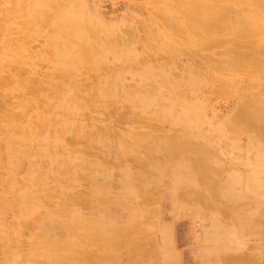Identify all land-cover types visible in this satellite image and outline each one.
<instances>
[{
	"label": "rangeland",
	"instance_id": "obj_1",
	"mask_svg": "<svg viewBox=\"0 0 264 264\" xmlns=\"http://www.w3.org/2000/svg\"><path fill=\"white\" fill-rule=\"evenodd\" d=\"M0 93V264H264V0H0Z\"/></svg>",
	"mask_w": 264,
	"mask_h": 264
},
{
	"label": "crops",
	"instance_id": "obj_2",
	"mask_svg": "<svg viewBox=\"0 0 264 264\" xmlns=\"http://www.w3.org/2000/svg\"><path fill=\"white\" fill-rule=\"evenodd\" d=\"M186 176V175H185ZM189 180L187 179V177H186V179H185V183L186 182H188ZM172 182H177L176 180H172ZM169 185H170V183H169ZM161 186V188L163 189V187H165L166 185H164V184H161L160 185ZM182 194V193H181ZM181 194H177V196H179L180 197V195ZM161 200V204H162V207L164 208V209H170V207H169V205H170V202L172 201V199H170L169 198V196H167L165 199L164 198H162V199H160ZM177 200V199H176ZM209 207H211L212 208V206H209ZM219 208V207H218ZM163 217H167V216H164V215H162ZM163 217H161V214H159V220L161 221V219L163 218ZM160 229H161V226H158V227H156V229H155V231L154 232H152V239H153V247H154V259H155V263L156 264H166V262H165V259L168 257V256H166L167 254H166V251H165V246H164V244H163V238H162V235L160 234ZM203 229V228H202ZM206 233V232H205ZM207 234V233H206ZM182 236H184L182 239H181V237ZM198 238V240H199V237L197 236H191V237H189V235H188V233H183V232H179V238H178V240H179V242L177 241V238H175V240H176V242H178L179 243V245H181L182 246V249H181V251H180V257H181V263H179V264H203V261L205 260V261H207L208 259V255H206V257L207 258H205V259H201V261L199 262V261H197L196 259L194 260L193 259V257H192V252H193V249L195 248L196 249V245L198 244L197 242H195L194 243V241L196 240ZM157 239H160L161 240V244H162V248H160V246L158 245V243H157ZM163 239V240H162ZM180 239H181V241H180ZM177 244V243H176ZM172 245V244H171ZM189 246V247H188ZM191 246V247H190ZM171 251H172V247H171ZM198 251L199 252H202V250L201 249H198ZM172 255H174L176 258H178V253H177V251H174L173 250V253H171ZM158 259L160 260V259H162V260H164L162 263H159L158 262Z\"/></svg>",
	"mask_w": 264,
	"mask_h": 264
},
{
	"label": "bare ground",
	"instance_id": "obj_3",
	"mask_svg": "<svg viewBox=\"0 0 264 264\" xmlns=\"http://www.w3.org/2000/svg\"><path fill=\"white\" fill-rule=\"evenodd\" d=\"M49 2H50V1H49ZM56 2H57V1H56ZM207 2H208V1H207ZM70 4H71V3H70ZM201 4H202V3H201ZM206 5H207V4H205V6H206ZM210 5H211V4H210ZM239 5H240V4H239ZM203 6H204V5H203ZM208 6H209V5H208ZM217 6H218V5H217ZM227 6H228V5H227ZM247 6H248V5H247ZM247 6H246V7H247ZM209 7H210V6H209ZM203 8H204V7H203ZM211 8H212V7H211ZM220 8H221V7H220ZM209 10H210V9H209ZM216 10H217V9H216ZM210 11H212V10H210ZM68 12H69V11H68ZM190 12L192 13V11H190ZM191 13H190V14H191ZM211 13H212V12H211ZM187 14H188V13H187ZM209 14H210V13H209ZM210 15H211V14H210ZM212 15H213V13H212ZM48 16H49V15H48ZM189 16H190V15H189ZM192 16H193V15H192ZM210 17H211V16H210ZM162 18H163V17H162ZM187 18L189 19V18H191V17H187ZM207 18H209V17H207ZM209 19H211V18H209ZM29 20H30V19H29ZM162 20H163V19H162ZM191 20H192V19H191ZM162 22H163V21H162ZM196 22H197V21H196ZM206 22H207V21H206ZM221 22H222V21H221ZM28 23H29V22H28ZM30 23H31V22H30ZM32 24H33V23H32ZM212 25H213V24H212ZM207 26H208V25H207ZM71 28H72V27H71ZM62 29H63V27H62ZM77 29H78V28H77ZM63 30H64V29H63ZM79 30H80V29H79ZM201 30H202V29H201ZM203 30H204V29H203ZM209 30H210V29H209ZM67 31H68V30H67ZM65 33H66V32H65ZM65 33H63V35H64ZM67 33H68V32H67ZM78 33H80V32H78ZM215 33H216V32H215ZM60 34L62 35V33H60ZM66 35H67V34H66ZM66 35H65V36H66ZM71 35H72V34H71ZM82 35H83V34H82ZM65 36H64V37H65ZM87 37H88V36H87ZM69 38H71V37H69ZM91 38H92V37H91ZM197 42H198V41H197ZM203 42H204V41H203ZM70 43H71V42H70ZM70 43H69V44H70ZM76 43H77V42H76ZM86 43H87V42H86ZM69 44H68V45H69ZM80 44H81V43H80ZM76 46H77V45H76ZM70 47H71V45H70ZM74 47H75V46H74ZM74 47H73V48H74ZM77 47H78V46H77ZM77 47H76V48H77ZM83 47H84V46H83ZM73 48H72V49H73ZM69 49H71V48H69ZM82 50H83V49H82ZM45 51H46V50H45ZM76 51L79 52V50H76ZM87 51H88V50H87ZM70 52H71V51H70ZM72 52H74V50H72ZM81 52H82V51H81ZM83 52H84V51H83ZM74 53H75V52H74ZM79 54H81V53H79ZM85 54L88 55L89 53H86V52H85ZM81 55H82V54H81ZM81 55H80V57H81ZM99 56H100V55H99ZM34 57H35V56H34ZM77 57H78V56H77ZM83 57H84V56H83ZM83 57H81V58L83 59ZM84 58H85V57H84ZM187 58H188V57H187ZM193 58H194V57H193ZM51 73H52V72H51ZM58 73H59V72H58ZM90 74H91V73H90ZM52 76H53V75H52ZM92 77H93V76H92ZM31 80H32V79H31ZM36 80H37V79H36ZM33 81H34V80H33ZM34 82H35V81H34ZM37 82H38V81H37ZM28 83H29V82H28ZM82 84H83V83H82ZM40 85H41V84H40ZM33 86H34V85H33ZM25 88H26V87H25ZM43 88H44V87H43ZM88 88H89V87H88ZM90 90H92V89H90ZM0 94H1V93H0ZM93 94H95V92H93ZM96 94H97V93H96ZM96 94H95V95H96ZM18 95H19V94H18ZM31 96H32V95H31ZM80 96H81V95H80ZM94 97H95V96H94ZM23 98H24V97H23ZM38 98H39V97H38ZM89 98H91V97H89ZM84 99H85V98H84ZM94 99H95V98H94ZM5 100H6V99H5ZM39 100H40V99H39ZM90 100H91V99H90ZM95 100H96V99H95ZM6 101H7V100H6ZM85 101H86V100H85ZM92 101H93V100H92ZM92 101H91V102H92ZM96 101H97V100H96ZM87 102H88V101H87ZM87 102H86V103H87ZM98 102H99V99H98ZM107 102H108V100H107ZM109 102H110V101H109ZM21 105H22V104H21ZM32 106H33V105H32ZM89 106H90V104H89ZM97 107H98V106H97ZM262 107H263V106H262ZM125 108H126V107H125ZM258 108L260 109V107H258V106L256 107V110H255V108H253V109H254V111H257V112H258V111H259V110H257ZM26 109H27V108H26ZM115 109H116V108H115ZM253 109H252V110H253ZM27 110H28V109H27ZM121 110H122V109H121ZM252 110H251V111H252ZM246 111H247V110H246ZM246 111H244V114L247 113ZM251 111H248V113H249V112L251 113ZM260 111H261L262 114H263L264 109H260ZM261 112L258 113V114L260 115ZM6 113H7V112H6ZM11 113H12V112H11ZM15 113H16V112H15ZM253 113H256V112H253ZM112 114H114V112H113ZM8 115H10V114H8ZM245 115H248V114H245ZM252 115H253V116H254V115H257V113H256V114L248 115V117L250 118V117H252ZM30 117H31V116H30ZM241 117H242V116H241ZM13 118H14V117H13ZM85 118H86V117H85ZM259 118H260V117H259ZM255 119H256V118H255ZM2 120H3V119H2ZM11 121H12V120H11ZM16 121H17V120H16ZM16 121H15V122H16ZM18 121H19V120H18ZM244 121H245V120H244ZM250 122H251V120H250ZM253 122H255V121H253ZM256 122H257V121H256ZM9 123H10V122H9ZM260 123H261V122H260ZM249 124H250V123H249ZM249 124H248V125H249ZM252 124H253V123H252ZM252 124H250V125H252ZM254 124H257V123H254ZM263 124H264V123H263ZM116 125H117V124H116ZM257 125H258V124H257ZM12 126H13V125H12ZM19 126H20V125H19ZM14 127H16V126H14ZM254 127H255V125H254ZM19 128H20V127H19ZM247 128H248V127H247ZM252 128H253V126H252ZM17 129H18V128H17ZM255 130H257V129H255ZM8 131H9V130H8ZM18 131H19V130H18ZM18 131H17V132H18ZM113 131H114V130H113ZM2 132H3V130H2ZM15 132H16V131H15ZM26 132H27V131H26ZM26 132H25V134H26ZM19 133H20V132H19ZM109 133H110V132H109ZM111 133H112V132H111ZM0 134H1V133H0ZM22 134H24V132H23ZM91 135H92V134H91ZM5 136H6V135H5ZM19 136H21V135H19ZM23 136H24V135H23ZM23 136H21V137H23ZM136 136H137V135H136ZM26 137H27V136H26ZM172 137H173V136H172ZM173 139H174V137H173ZM7 140H8V139H7ZM71 140H72V139H71ZM84 141H85V140H84ZM165 142H166V141H165ZM67 143H68V142H67ZM187 143H188V142H187ZM26 144H27V143H26ZM73 144H75V143H73ZM27 145H29V144H27ZM161 145H163V144H161ZM187 146H188V145H187ZM189 146H190V145H189ZM80 147H81V146H80ZM126 147H127V146H126ZM166 147H168V146H166ZM170 147H171V146H170ZM172 147H173V146H172ZM174 147H176V145H174ZM198 148H200V147H198ZM79 149H80V148H79ZM75 150H76V149H75ZM75 150H74V151H75ZM150 151H151V150H150ZM167 151H169V150H167ZM108 152H109V151H108ZM29 154H31V153H29ZM171 154H172V152H171ZM85 155H86V154H85ZM91 155H92V154H91ZM158 156H159V155H158ZM160 159H161V157H160ZM1 161H3V160H1ZM144 161H145V160H144ZM22 162H23V161H22ZM14 164H15V163H14ZM16 164H18V163H16ZM21 164H22V163H21ZM78 164H79V163H78ZM82 165H83V164H82ZM76 166H77V165H76ZM15 167H16V166H15ZM20 167H21V165H20ZM62 167H63V166H62ZM134 168H135V167H134ZM79 169H80V168H79ZM107 169H108V168H107ZM135 169H136V168H135ZM153 172H154V171H153ZM98 175H99V174H98ZM152 175H153V174H152ZM152 175L149 174L150 177H151ZM94 176H95V175H94ZM113 176H114V175H113ZM92 178H93V176H92ZM92 178H91V179H92ZM93 179H94V178H93ZM58 180H59V179H58ZM152 182H153V181H152ZM215 182H216V181H215ZM200 183H201V182H200ZM202 183H203V182H202ZM96 184H97V183H96ZM99 184H100V183H99ZM138 184H139V183H138ZM159 184H160V183H159ZM94 185H95V184H94ZM121 185H122V184H121ZM132 185H135V186H136L137 183H134V184L132 183ZM116 186H117V185H116ZM138 186H139V185H138ZM98 188H99V187H98ZM136 189H137V188H136ZM36 190H37V189H36ZM77 190H78V189H77ZM138 190H139V189H137V191H138ZM142 190H143V189H142ZM81 191H82V190H81ZM135 191H136V190H135ZM137 191H136V193H137ZM158 192H159V191H158ZM74 193H75V192H74ZM79 193H80V192H79ZM101 193H102V192H101ZM63 194H64V193H63ZM89 194H90V193H89ZM143 194H149V192H148V193L143 192ZM42 195H43V194H42ZM102 195H103V194H102ZM139 195H140V194H139ZM156 195H157V194H156ZM96 196H97V195H96ZM141 196H142V195H141ZM153 196H154V195H153ZM37 197H38V196H37ZM43 197H45V196H43ZM103 197H104V196H103ZM64 198H65V197H64ZM76 198H77V197H76ZM88 198H89V197H88ZM91 198H92V197H91ZM99 198H100V196L98 197V199H99ZM130 198H131V197H130ZM145 198H146V197H145ZM127 199H128V198H127ZM131 199H132V198H131ZM73 200H74V198H73ZM143 200H144V199H143ZM150 200H151V199H150ZM97 201H98V200H97ZM130 201H131V200H130ZM133 201H134V200H133ZM200 201H201V203H202V200H201V199H200ZM60 202H61V201H60ZM63 202H64V201H63ZM65 202H66V201H65ZM140 202H141V200H140ZM90 203H91V202H90ZM90 203H89V204H90ZM72 204H73V203H72ZM130 204H132V203H130ZM141 204H143V202H141ZM141 204H140V205H141ZM68 205H69V204H68ZM81 205H82V204H81ZM132 205L134 206V204H132ZM152 205H153V204H152ZM200 205H201V204H200ZM204 205H206V204L204 203ZM204 205H203V206H204ZM51 206H52V205H51ZM85 206H88V203H87V205H85ZM211 206H212V205H211ZM80 207H81V206H80ZM93 207H94V206H93ZM140 207H141V206H140ZM135 208H136V207H135ZM3 209H4V208H3ZM91 209H92V208H91ZM95 209H96V208H95ZM99 209H100V208H99ZM101 209H102V208H101ZM110 209H111V208H110ZM212 209H213V208H212ZM92 210H93V209H92ZM92 210H91V211H92ZM95 211H96V210H95ZM98 212H99V211H98ZM107 212H109V211H107ZM115 213H116V212H115ZM57 214H58V213H57ZM101 214H102V212L99 213V215H101ZM104 214H105V213H104ZM113 214H114V213H113ZM145 214H146V213H145ZM115 216H117V215H115ZM145 216H146V215H145ZM149 217H150V216H148V218H149ZM143 218H144V217H143ZM89 219H90V217H89ZM86 220H87V219H86ZM95 220H96V219H95ZM99 220H100V219H99ZM84 222H85V221H84ZM94 222H95V221H94ZM94 222H93V223H94ZM76 223H77V222H75V224H76ZM81 223H82V222H81ZM259 223H260V222H259ZM49 224H50V223H49ZM85 224H86V223H85ZM134 224H135V223H134ZM47 225H48V224H47ZM73 225H74V224H73ZM86 225H87V224H86ZM86 225H85V226H86ZM43 226H44V225H43ZM50 226L53 227L54 225L50 224ZM75 226H76V225H75ZM75 226H74V227H75ZM82 226H84V224H82ZM256 226H257V224H256ZM64 227H65V226H64ZM68 227H69V226H68ZM88 227H89V226H88ZM135 227H136V225H134V228H135ZM236 227H237V226H236ZM44 228H45V227H44ZM50 228H51V227H50ZM77 228H79V227H77ZM80 228H81V227H80ZM238 228H239V227H238ZM261 228H262V227H261ZM45 229H46V228H45ZM87 229H88V228H87ZM95 229H97V228H95ZM95 229H94V230H95ZM245 229H246V228H245ZM71 230H72V228H71ZM71 230H70V231H71ZM82 230H83V229H82ZM128 230H129V229H128ZM247 230H248V229H247ZM262 230H264V229H262ZM99 231H100V230H99ZM260 231H261V230H260ZM55 232H56V231H55ZM60 232H61V231H60ZM83 232L87 233L85 230H83ZM105 232H106V231H105ZM254 232H255V231H254ZM39 233H40V232H39ZM44 233H45V232H44ZM44 233H43V234H44ZM77 233H78V232H77ZM90 233H91V232H90ZM246 233H247V231H246ZM258 233L260 234V232H258ZM41 234H42V233H41ZM41 234H40V235H41ZM60 234H61V233H60ZM74 234H75V233H74ZM79 234H81V232H80ZM87 234H88V233H87ZM92 234H93V233H92ZM127 234H128V233H127ZM51 235H52V234H51ZM84 235H86V234H84ZM132 235H133V234H132ZM136 235L138 236V234H136ZM42 236H43V235H42ZM63 236H64V235H63ZM102 236H103V235H102ZM151 236H152V234H151ZM260 236H261V235H260ZM263 236H264V235H263ZM56 237H57V236H56ZM88 237H90V236H88ZM40 238H41V236H40ZM49 238H50V237H49ZM45 239H46V238H45ZM81 239H82V238H81ZM125 239H126V238H125ZM143 239H144V238H143ZM151 239H152V237H151ZM47 240H48V239H47ZM56 240H57V239H56ZM61 240H62V239H61ZM106 240H107V239H106ZM131 240H132V239H131ZM49 241H50V240H49ZM52 241H53V240H52ZM58 241H59V240H58ZM87 241H88V239H87ZM97 241H98V240H97ZM141 241H142V239H141ZM30 242H31V241H30ZM36 242H37V241H36ZM128 242H129V240H128ZM130 242H131V241H130ZM138 242H139V241H138ZM259 242H260V241H259ZM29 244H30V243H29ZM72 244H74V243H72ZM90 244H91V243H90ZM127 244H129V243H127ZM132 244H133V243H132ZM137 244H138V243H137ZM24 245H25V244H24ZM140 245H141V244H140ZM119 246H120V245H119ZM123 246H124V245H123ZM132 246H133V245H132ZM38 248H39V247H38ZM32 249H33V248H32ZM55 249H56V248H54V250H55ZM135 249H136V248H135ZM24 250H25V249H24ZM54 250H53V251H54ZM150 251H151V256H153V257H152V258H153L152 261L155 262V259H154L153 239H152V245H151V249H150ZM86 254H87V253H86ZM86 254H85V255H86ZM242 255H243V254H242ZM46 256H47V255H46ZM145 256H146V255H145ZM61 257H62V256H61ZM250 257H251V256H250ZM63 258H64V257H63ZM74 258H75V257H74ZM80 258H81V257H80ZM230 258H234V257L230 256ZM242 258H243V257H242ZM68 259H69V258H68ZM226 259H227V258H226ZM236 259H237V258H236ZM43 260H44V259H43ZM52 260H53V259H52ZM52 260H51V261H52ZM86 260H87V259H86ZM86 260H85V261H86ZM34 261H35V260H34ZM39 261H40V260H39ZM48 261H50V260H48ZM56 261H57V260H56ZM241 261H242V260H241ZM35 262H36V261H35ZM40 262H41V261H40ZM54 262H55V261H54ZM66 262H67V261H66ZM41 263L44 264V262H41ZM48 263H49V262H48ZM58 263H59V262H58ZM82 263H83V262H82ZM229 263H230V262H229ZM237 263H238V262H237ZM37 264H38V263H37ZM45 264H47V263H45ZM54 264H55V263H54ZM152 264H153V263H152ZM155 264H156V263H155ZM242 264H243V263H242ZM248 264H249V263H248Z\"/></svg>",
	"mask_w": 264,
	"mask_h": 264
}]
</instances>
